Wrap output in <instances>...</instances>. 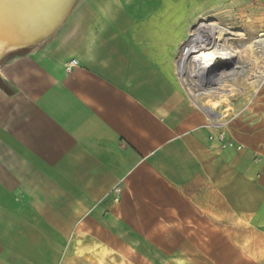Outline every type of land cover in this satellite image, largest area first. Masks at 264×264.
<instances>
[{"label":"crops","instance_id":"1","mask_svg":"<svg viewBox=\"0 0 264 264\" xmlns=\"http://www.w3.org/2000/svg\"><path fill=\"white\" fill-rule=\"evenodd\" d=\"M206 1L0 5V264H264L233 236L264 239V151H220L177 77Z\"/></svg>","mask_w":264,"mask_h":264},{"label":"rangeland","instance_id":"2","mask_svg":"<svg viewBox=\"0 0 264 264\" xmlns=\"http://www.w3.org/2000/svg\"><path fill=\"white\" fill-rule=\"evenodd\" d=\"M6 1L0 0V5ZM198 12L196 16L203 15L200 20L219 23L232 32L241 31L245 36L243 40L233 42L234 47L243 53V57L237 60L234 70L222 73L225 86L223 88L227 90L226 96H203L204 99H199V105H203L207 99L219 101L221 105L216 113L228 115L225 120L229 121L227 135L240 142L248 141L253 147L264 151V81L260 84L253 80L255 69H249L252 59L244 57L249 52L247 49L249 42L264 34V0H207L206 9ZM195 23L191 24L192 27L196 26ZM9 33L11 34V31ZM7 37L6 31L0 32V47L5 48L9 40ZM177 58L178 54L176 60ZM254 93L256 97L251 102ZM249 230L248 233L233 236L243 240L248 259L258 261L257 255L264 257V239L258 236L256 231ZM136 261L138 264H154L153 259L143 258ZM164 261L159 259L157 264H171ZM133 263V260L126 261V264Z\"/></svg>","mask_w":264,"mask_h":264},{"label":"bare ground","instance_id":"3","mask_svg":"<svg viewBox=\"0 0 264 264\" xmlns=\"http://www.w3.org/2000/svg\"><path fill=\"white\" fill-rule=\"evenodd\" d=\"M12 1L17 4L16 7L19 5L20 8L22 1H26L30 5L38 2L45 3L47 7H51V11H46V17H49V12L53 14L55 2L56 4L59 2V4H63V0ZM34 7H36L35 4L32 5V8ZM18 11L22 12L20 9ZM18 11L15 10L14 13L17 15ZM31 14L35 16L36 10H33ZM5 28L0 23V31L5 30ZM18 32H16L15 36H18L17 39L20 40ZM244 37V33L241 31L232 32L229 28H225L219 23L207 20H200L196 26L190 28L185 47L181 51L180 57L176 60L177 76L191 102L195 107L207 112L208 115L216 113L221 103L207 99L203 105H199V99H204L203 96H226L227 90L223 88L222 73L234 70L237 60L243 57V53L234 47L233 42L243 40ZM247 49L249 52L244 57L248 56L250 60L252 59L249 69H255L253 80L262 84L264 81V34H260L255 40L250 41ZM227 116L222 114V118H227Z\"/></svg>","mask_w":264,"mask_h":264},{"label":"built area","instance_id":"4","mask_svg":"<svg viewBox=\"0 0 264 264\" xmlns=\"http://www.w3.org/2000/svg\"><path fill=\"white\" fill-rule=\"evenodd\" d=\"M186 40L179 47L178 58L180 57L181 51L185 47ZM179 82L181 83L180 79ZM255 97L256 95L254 93L250 101L253 102ZM203 113L207 117L205 128L210 131L209 140L212 143H216L220 151L234 150L237 152H243L245 150V146L243 144L237 143L228 137L226 129L229 125V121H225L227 118H222L220 113H214L213 115H208L207 112ZM253 161L257 165L264 166V155L259 152H253ZM114 192L118 194L120 193V189L117 188Z\"/></svg>","mask_w":264,"mask_h":264},{"label":"water","instance_id":"5","mask_svg":"<svg viewBox=\"0 0 264 264\" xmlns=\"http://www.w3.org/2000/svg\"><path fill=\"white\" fill-rule=\"evenodd\" d=\"M71 0H63V4L62 5H65L66 4V6L69 4V2H70Z\"/></svg>","mask_w":264,"mask_h":264}]
</instances>
